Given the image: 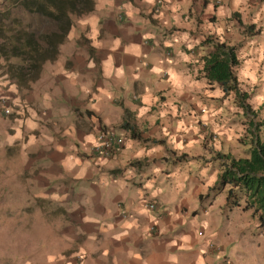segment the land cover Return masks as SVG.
<instances>
[{
  "label": "crops",
  "instance_id": "1",
  "mask_svg": "<svg viewBox=\"0 0 264 264\" xmlns=\"http://www.w3.org/2000/svg\"><path fill=\"white\" fill-rule=\"evenodd\" d=\"M158 1L94 0L29 90L0 74V158L28 160L0 172V264H264L217 158L247 157L252 121L264 142V0ZM206 38L237 48L251 113L209 84ZM103 131L124 139L108 159Z\"/></svg>",
  "mask_w": 264,
  "mask_h": 264
},
{
  "label": "trees",
  "instance_id": "2",
  "mask_svg": "<svg viewBox=\"0 0 264 264\" xmlns=\"http://www.w3.org/2000/svg\"><path fill=\"white\" fill-rule=\"evenodd\" d=\"M161 2L159 11L165 6L164 1ZM94 4V0H3L0 9L2 75L14 81L20 91L29 90L39 79L43 65L57 59L73 17L90 14ZM238 23L242 26L239 18ZM203 43L211 44L213 48L202 57L209 84L219 85L224 98L234 94L236 105L245 114L251 113L247 104L250 95L239 88L237 48L211 38H206ZM254 124L252 121L247 157L236 159L218 153L217 158L223 167L221 185L231 187L227 195L229 205L239 206L242 195L243 210H251L264 226V142L257 136L258 127L262 125Z\"/></svg>",
  "mask_w": 264,
  "mask_h": 264
},
{
  "label": "rangeland",
  "instance_id": "3",
  "mask_svg": "<svg viewBox=\"0 0 264 264\" xmlns=\"http://www.w3.org/2000/svg\"><path fill=\"white\" fill-rule=\"evenodd\" d=\"M241 63L243 65V59L240 62V66L236 70V74H238L241 71V69L243 71V68H242L243 66L241 67ZM0 74L2 75L1 72H0ZM239 88L241 89V91H243V82H239ZM230 100H231V104L232 105H236V103H235V95L234 94H231ZM232 109L234 110L235 107L233 106ZM15 152L16 151H14L13 156H10L11 154H8L7 152H5L4 156L2 158H0V172H3L1 175L9 176V174H13L14 172H17L16 166L21 168V165L25 166V162L28 163L27 159L15 162L14 159H13ZM9 153H10V151H9ZM0 182H1L0 183V197L1 196L3 197L2 201L6 202V203H10L12 200L16 199V197L12 198L13 195L10 194V193L8 194V196H6V195L3 196V191H1V189L3 188L4 185H3L1 180H0ZM25 183H26V181H25ZM26 190H28V189H25V191ZM24 194H26V192ZM17 195L19 196L20 193H16V196ZM0 201H1V198H0ZM0 209H3V205H0ZM250 221H251V219H250ZM20 228H21V225L19 224L18 219H17V221L14 220V227L12 229L13 234L17 232L16 229H20ZM48 232H49L48 230L45 231L42 228L39 229V233L42 236L40 238L41 241L42 240L46 241V239L48 238V236H47ZM259 232H261V229H259L258 226H256V228H255V226H253L252 223H248L247 220H243V238H247V237L248 238H252V237L255 238L258 235ZM253 235H255V236H253Z\"/></svg>",
  "mask_w": 264,
  "mask_h": 264
},
{
  "label": "built area",
  "instance_id": "4",
  "mask_svg": "<svg viewBox=\"0 0 264 264\" xmlns=\"http://www.w3.org/2000/svg\"><path fill=\"white\" fill-rule=\"evenodd\" d=\"M219 2V1H218ZM159 6H156L155 12L159 11L162 5L161 0L158 1ZM4 113L9 111L4 109ZM215 136V135H214ZM124 144V139L117 136L111 131H103L96 138L92 146V155L98 158L108 159ZM144 207L148 210L155 209V203H145ZM224 264H232L228 260H224Z\"/></svg>",
  "mask_w": 264,
  "mask_h": 264
}]
</instances>
